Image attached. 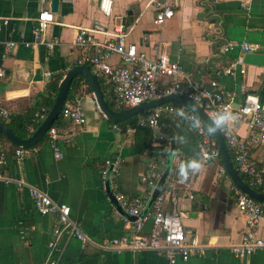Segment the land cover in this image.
I'll return each instance as SVG.
<instances>
[{
	"label": "crops",
	"instance_id": "obj_1",
	"mask_svg": "<svg viewBox=\"0 0 264 264\" xmlns=\"http://www.w3.org/2000/svg\"><path fill=\"white\" fill-rule=\"evenodd\" d=\"M112 2L108 17L99 9L100 0H60L55 21L45 33L46 39L57 41L50 49L34 43L33 38L40 10L43 6L50 9V0H0V67L6 73L0 78V108L10 115L26 113L51 80L59 75L63 79L72 67L79 65L83 52L75 46L76 34L80 28L91 29L96 24L104 26L108 33L95 34L98 39L112 40L115 28L123 26L127 42L136 44L138 51L154 59L160 47L159 51L180 63L191 79L204 84L213 79L215 68L229 66L240 55L239 51L221 55V43L248 41L257 44L258 53L264 54V0H169L174 16L162 26L155 24L153 0ZM4 20L9 24L3 25ZM8 41L31 44H20L6 52ZM110 61L119 64L117 56ZM245 69L244 75L221 77L219 81L234 93L236 108L248 93L257 95L264 105V67L246 64ZM100 81L115 109L122 110ZM80 82L82 88L77 89L70 102L82 106L86 123L74 125L62 116L56 121L54 125L60 129V159L47 140L21 160L15 157L12 143L0 142L2 152L9 157L3 173L36 185L54 201L69 205L72 218L91 239L82 248L79 240L61 237L58 264H169L162 253L153 250L117 252L105 247L111 239L130 237L135 232L134 218L118 211L101 177L104 161L117 155L122 157L123 165L110 183L112 192L120 191L130 200L148 197L144 208L148 213L153 212L149 203L155 188L144 185L140 176L160 158L167 162L165 173L170 161L162 189L170 191L165 209L184 213L187 237L207 247L204 256L176 264H264V249L247 258L236 257L231 249L240 243L246 222L237 207L234 183L221 174L222 163L202 165L192 179L181 180L179 167L200 158L189 123L167 115L159 132L150 129L152 137L145 139L136 128L107 118L85 80L81 78ZM169 82L163 78L161 86ZM143 116L138 115V120ZM232 127L243 139L252 134L246 122L232 123ZM159 133L165 137L162 142L156 140ZM261 155L260 150L256 151V157ZM56 223L55 215L36 211L27 188L0 180V264H44ZM151 228L152 223H147L142 233L147 235ZM258 232L264 238V218Z\"/></svg>",
	"mask_w": 264,
	"mask_h": 264
},
{
	"label": "built area",
	"instance_id": "obj_2",
	"mask_svg": "<svg viewBox=\"0 0 264 264\" xmlns=\"http://www.w3.org/2000/svg\"><path fill=\"white\" fill-rule=\"evenodd\" d=\"M152 3L156 10V25L162 26L174 16L169 0H153ZM112 6V0H100L99 9L108 17L112 14ZM54 21V13L47 6H43L33 30L34 43L45 45L50 49L57 45L56 40H48L45 36ZM5 24H9V21L4 20L3 25ZM97 33L108 35L104 26L100 24H96L91 29L80 28L78 30L75 46L83 52L78 64L89 65L92 68L98 78L103 81L116 105L122 109H129L152 99L180 95L201 106L212 121L220 115L229 114L231 118L219 127V130L227 143L228 150L232 153L234 167L239 174L247 178L248 186L264 193V105L257 95L248 93L236 108L234 93L227 90L219 81L221 77L244 75L246 64L243 62V57L247 53H258L257 44L235 40L221 43L218 47L221 55L227 56L237 51L240 55L229 66L215 68L213 79L204 84L191 79L180 63L159 51L160 47H157L158 56L154 59L138 51L136 44L127 42V34L123 26L115 28L112 40H100L95 35ZM20 44L29 46L31 43L8 41L5 43V51L11 52ZM113 56L118 57V65L110 61ZM5 75L4 69L0 67V78H4ZM163 78H168L170 81L165 86H161ZM178 105L166 103L149 110L138 120V126L159 132L165 116H176L180 122L189 123L194 131L200 149L199 162L202 165L221 162L219 146L204 121L187 106ZM48 112L49 110L43 108L36 113V117L43 121ZM9 116L6 110L0 108V118L7 120ZM61 116L70 120L74 125L82 126L86 123V113L78 103L67 101ZM235 122L247 123L252 131L248 139H243L236 133L232 127V123ZM59 137L60 129L53 125L47 132V142L55 151L57 159L62 157L57 143ZM164 139V135L160 133L156 135L157 141L162 142ZM34 149L17 147L14 154L17 159L21 160L28 151ZM258 150L262 152L260 157L255 156ZM8 159L9 157L2 152L0 147V180L15 182L21 189L27 188L38 213L57 217V223L53 229L54 239L48 243V255L44 264H58L59 241L63 236L79 240L82 248H85L91 239L83 231L81 225L72 218L70 206L54 201L50 195L36 185L6 176L3 169L7 166ZM166 164L163 158L151 162L149 169L140 176V181L151 189L155 188L164 175ZM122 165L123 159L120 155L104 161L101 168L104 185L111 183L119 175ZM221 174H226L223 166ZM193 175V172H189L188 179H192ZM234 191L237 194V207L245 216L246 229L240 243L232 245L231 249L236 257L247 258L255 251L264 249V238L258 232L260 222L264 218V203L249 197L236 186H234ZM113 194L125 215L134 218L135 232L130 237L113 238L105 247L117 252L153 250L162 253L169 264H176L179 260L186 262L191 257L205 255L206 245H201L197 239L187 237L183 225L184 213L166 211L165 202L170 191H161L154 201L152 213L144 212L148 197L139 196L130 200L120 191H114ZM190 197L193 198L192 195ZM147 223H152V228L147 235H144L142 232Z\"/></svg>",
	"mask_w": 264,
	"mask_h": 264
},
{
	"label": "water",
	"instance_id": "obj_3",
	"mask_svg": "<svg viewBox=\"0 0 264 264\" xmlns=\"http://www.w3.org/2000/svg\"><path fill=\"white\" fill-rule=\"evenodd\" d=\"M60 6V0H50V11L52 13H57ZM244 64L247 65H257L264 67V54L260 53H247L243 57ZM83 78L91 88L92 92L94 93L96 102L102 111V113L109 119L115 122H123L128 120L134 116L141 115L149 110L161 106L166 103H176L182 104L187 106L191 109L194 113H196L206 124L208 129L212 124V119L205 113L204 109L196 104L191 99L180 96V95H168L165 97L152 99L150 101L144 102L139 104L138 106L129 108V109H122V110H114L112 109L105 97L102 83L98 76L93 72V70L87 65H75L72 67L66 74V76L61 80L58 88V93L55 98V102L49 112L47 113L46 117L43 119L41 124L38 128L26 139H22L18 137L10 128L2 121H0V133L5 136V138L15 145L16 147L22 148H33L36 147L47 135L48 130L56 123V121L60 118L62 110L67 102L68 95L72 84L75 79ZM213 137L215 138L220 152H221V162L225 169L226 175L232 180L234 185L243 193L248 195L249 197L253 198L254 200L264 203V193L258 192L252 189L247 183L241 178L240 174L234 167V164L231 160L227 143L221 134L219 128L215 132H211ZM174 149V145H173ZM174 152V151H173ZM170 161L168 163L167 169L162 176V178L157 183L154 192L152 194L149 207L154 204L157 196L161 193L162 189L164 188V183L166 177L169 173ZM107 193L110 196L111 201L116 206L118 211L122 214H125L124 210L118 205L114 194L111 190L110 182L106 184ZM147 212V209L145 213Z\"/></svg>",
	"mask_w": 264,
	"mask_h": 264
},
{
	"label": "trees",
	"instance_id": "obj_4",
	"mask_svg": "<svg viewBox=\"0 0 264 264\" xmlns=\"http://www.w3.org/2000/svg\"><path fill=\"white\" fill-rule=\"evenodd\" d=\"M80 79L74 80L72 87L70 89L69 95H68V99H67L68 102H70L72 100V98L74 97L75 93H77V89L82 88V84L80 82ZM61 80H62V75L56 76L53 80H51L46 85L45 89L35 96V104L32 107H30L26 113L18 114V115H10L7 120L6 119H0V121L4 122L10 128V130H12V132H14L18 137H20L22 139L28 138L38 128V126L42 122L40 119H38L36 117V113L40 112L43 108L50 110L51 107L53 106V104L55 102L56 95L58 93V88H59V84H60ZM86 84L88 86V88H87L88 91L91 92L92 90L89 87L87 82H86ZM105 97H106V100H107L109 106L112 109L117 110V109H115V106L113 104L111 96L105 94ZM174 105L179 106L176 103H174ZM146 114H147V112L143 113L142 115H146ZM117 124L123 125V126L130 125V126L136 128L138 134L142 133L144 135L145 139L148 137H152V131L149 128H141L138 126V116H134L128 120H125V121L117 123ZM46 140H47V135L44 137V139L39 144L45 142ZM0 142H8L9 143V141L1 133H0ZM12 146L15 149L17 148L13 144H12ZM229 154H230L231 160L233 162V156H232V153L230 150H229ZM233 164H234V162H233ZM178 173H179V170H178ZM225 176H227V175L225 174ZM242 178H245V176L242 175ZM246 182H247V180H246Z\"/></svg>",
	"mask_w": 264,
	"mask_h": 264
},
{
	"label": "clouds",
	"instance_id": "obj_5",
	"mask_svg": "<svg viewBox=\"0 0 264 264\" xmlns=\"http://www.w3.org/2000/svg\"><path fill=\"white\" fill-rule=\"evenodd\" d=\"M230 118L231 116L229 114L218 116L217 119L210 125L209 131L215 132L219 127L226 124ZM201 167L202 164L198 160H192L186 164H182L179 168V176L181 180H187L189 172L195 173L199 171Z\"/></svg>",
	"mask_w": 264,
	"mask_h": 264
}]
</instances>
